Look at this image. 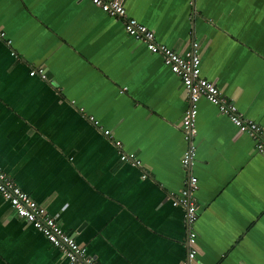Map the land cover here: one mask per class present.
<instances>
[{
	"label": "crops",
	"instance_id": "0c3cea01",
	"mask_svg": "<svg viewBox=\"0 0 264 264\" xmlns=\"http://www.w3.org/2000/svg\"><path fill=\"white\" fill-rule=\"evenodd\" d=\"M119 1L157 43L184 54L197 42L200 75L264 132V0ZM0 32V168L97 264H181L185 212L166 195L189 173L199 184L190 264H264V153L200 97L186 170L181 78L121 19L90 0H0ZM36 67L45 79L29 75ZM0 264H69L1 194Z\"/></svg>",
	"mask_w": 264,
	"mask_h": 264
},
{
	"label": "built area",
	"instance_id": "2783aa9c",
	"mask_svg": "<svg viewBox=\"0 0 264 264\" xmlns=\"http://www.w3.org/2000/svg\"><path fill=\"white\" fill-rule=\"evenodd\" d=\"M90 1L105 14L121 19L127 34L141 41L150 52L158 53L164 65L181 78L188 98V107L180 122L181 133L187 144L181 158L182 166L186 170L190 169L196 159L194 140L197 134L196 115L197 103L200 97H204L216 105L219 112L225 115L239 131L247 133L253 139L255 149L264 153V132L261 130L260 125L244 117L237 107L220 92L215 82L207 80L200 75V54L197 42L193 41L189 50L184 54H179L164 44L157 43L152 30L141 25L135 19L128 18L121 1ZM0 36H4V33L0 32ZM5 42L8 45L11 43L9 40ZM10 53L15 55L14 51ZM29 75H36L45 79V72L40 67L32 68L29 71ZM89 120L114 144L121 161L133 167L141 168V160L134 153L125 152L121 141L114 138V133L111 130L99 127L98 121L92 116H89ZM142 177H145V174ZM198 187L197 177L189 173L178 194L169 193L166 195V199L170 201L171 205L181 206L185 212L187 254L181 264H190L198 253L195 230L198 210L196 195ZM0 194L18 217L30 223L49 243L61 251L69 264H97L95 259L86 252V249L78 244L72 236L66 234L56 220L48 214L46 209L17 186L1 168Z\"/></svg>",
	"mask_w": 264,
	"mask_h": 264
}]
</instances>
